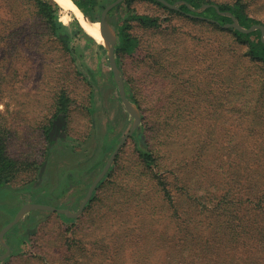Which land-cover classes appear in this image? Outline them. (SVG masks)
I'll return each mask as SVG.
<instances>
[{"label": "rangeland", "instance_id": "374dc122", "mask_svg": "<svg viewBox=\"0 0 264 264\" xmlns=\"http://www.w3.org/2000/svg\"><path fill=\"white\" fill-rule=\"evenodd\" d=\"M16 1L0 6V136L18 167L0 188V234L25 207L55 211L24 210L0 238V264H264V243L225 236L260 217L264 65L230 31L235 19L202 14L238 4L264 42V0H200L192 14L122 0L104 17L119 80L108 46L70 10L55 35ZM116 1L85 19L99 24ZM121 29L137 41L131 54L115 52Z\"/></svg>", "mask_w": 264, "mask_h": 264}, {"label": "trees", "instance_id": "16d2710c", "mask_svg": "<svg viewBox=\"0 0 264 264\" xmlns=\"http://www.w3.org/2000/svg\"><path fill=\"white\" fill-rule=\"evenodd\" d=\"M20 4L18 6L29 7L34 10L35 15L42 20L53 34H57V24L56 20L58 18V13L61 7L67 8L72 12V10L63 2L56 0H19ZM74 6L81 13L83 18L89 17L90 12H95L97 7H99L100 0H70ZM169 4H177L180 13L192 14L189 7L193 9H200L203 6V2L200 0H164ZM16 0H0V6L3 8V14L12 13L13 4H16ZM154 3L160 5L159 3L153 1ZM184 3V4H179ZM74 15V13L72 12ZM202 14L208 18H211L218 24H231L232 19H235L238 26L242 29L248 30L253 25L258 24L251 18L247 17L238 4L228 5L220 4L216 6H209L205 8ZM75 17V15H74ZM76 18V17H75ZM135 20L146 27H153L156 25V19L147 16H135ZM77 20V19H76ZM86 20V19H85ZM78 21V20H77ZM87 21V20H86ZM79 22V21H78ZM88 22V21H87ZM4 25L0 27V30H4ZM230 31L235 36L236 40L247 47V56L262 65H264V42L261 40V32L256 30L254 32L242 33L238 30ZM253 38V39H252ZM59 39L66 45L65 37L62 38L59 34ZM137 46V41L130 37L121 29L117 34V45L115 47V52H122L125 54H131ZM147 161H152L148 156H144ZM18 172L17 162L10 158L6 154L4 140L0 136V188L5 187ZM259 206V216L254 215L249 218V224L242 227L241 225L229 224L226 227V235L235 243H241L249 235V240L253 239L252 244L246 242L243 246L245 250H248L251 246L255 248L256 245L264 243V224H260L258 227L256 222L257 218L263 219L264 221V189L259 195L258 204ZM255 221V222H254ZM225 232L224 229H221Z\"/></svg>", "mask_w": 264, "mask_h": 264}, {"label": "water", "instance_id": "95a60500", "mask_svg": "<svg viewBox=\"0 0 264 264\" xmlns=\"http://www.w3.org/2000/svg\"><path fill=\"white\" fill-rule=\"evenodd\" d=\"M121 1H122V0H117L115 3L109 5V6L104 10V12L102 13V17H101L100 22H99V24H101V25L105 28V30L108 32V34L110 35V37H111V39H112L111 43H110V44L108 45V47H107V52H108V58H109V60H110V62H111L112 69H113L114 74H115V76H116L117 79H118V70H117L116 65H115V63H114V60H113V52H114V49H113V48H114V44H115V35H114L113 31L109 28L108 24L105 22V18H104V17H105V14H106L110 9H112L113 7H117L118 4H119ZM156 1H158L159 3H161V4H163V5H166V6H168V7H172V5H169V4H168L167 2H165L164 0H156ZM91 24H95V23H91ZM233 27L235 28V30H238V31H240V32H242V33H249L250 31L253 30V28H250V29H248V30L242 29L241 27L238 26V24L233 25ZM261 30H262V33H263V32H264V28H261ZM118 80H119V79H118ZM117 82H118V87H119V91H120L121 99H122L123 103H124L127 107L134 108V110H135V120H134V124H133V127H134L135 124H136V121H137L138 111H137V109L135 108V106L128 104V102H127L126 99H125L124 93H123V87H122V84H121L119 81H117ZM132 130H133V128L131 129L130 133H129L128 135H126V136L123 138L122 142H123V141H124V140H125L130 134H131ZM122 142H121V144H122ZM117 151H118V148H117V150L114 152V154H113V156L111 157V159L109 160V162H108V164H107V167L109 166V164H110L111 160L113 159L114 155H116ZM104 172H105V170H104V171L102 172V174L99 176V178L97 179V181L102 177V175L104 174ZM88 197H89V196H88ZM88 197H87V199H88ZM26 209H48V210H51V211H55L53 208H50V207H44V206H31V207H25L24 210H26ZM24 210H23V211H24ZM23 211L20 212V213L17 215V217L15 218V220L12 222V224H10L9 226H7L6 228L3 229V231H2L1 234H0V238H2L3 234H4L9 228H11L12 225H14L15 223L18 222L19 218L21 217V214H23ZM6 247H7V246H6ZM7 248H8V247H7Z\"/></svg>", "mask_w": 264, "mask_h": 264}, {"label": "bare ground", "instance_id": "6f19581e", "mask_svg": "<svg viewBox=\"0 0 264 264\" xmlns=\"http://www.w3.org/2000/svg\"><path fill=\"white\" fill-rule=\"evenodd\" d=\"M62 1L72 10L76 19L79 21L80 26L89 36L102 46H108L111 37L101 24L88 23L70 0ZM111 41L112 39L110 40V43Z\"/></svg>", "mask_w": 264, "mask_h": 264}]
</instances>
